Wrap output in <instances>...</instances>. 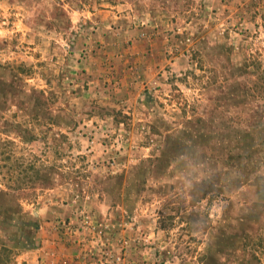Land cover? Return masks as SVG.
<instances>
[{"label":"rangeland","instance_id":"rangeland-1","mask_svg":"<svg viewBox=\"0 0 264 264\" xmlns=\"http://www.w3.org/2000/svg\"><path fill=\"white\" fill-rule=\"evenodd\" d=\"M0 264H264V0H0Z\"/></svg>","mask_w":264,"mask_h":264},{"label":"trees","instance_id":"trees-1","mask_svg":"<svg viewBox=\"0 0 264 264\" xmlns=\"http://www.w3.org/2000/svg\"><path fill=\"white\" fill-rule=\"evenodd\" d=\"M239 134H240V131L237 133V137H236V138H240V137H239ZM241 134L243 135V133H241ZM173 141H174V139H173ZM171 148H172V147L169 146V150H170ZM175 148H176V146H175ZM177 149H178V148H177ZM178 150H179V149H178ZM164 153L166 154V152H164ZM238 155H239V154H238ZM240 156H241V155H240Z\"/></svg>","mask_w":264,"mask_h":264}]
</instances>
